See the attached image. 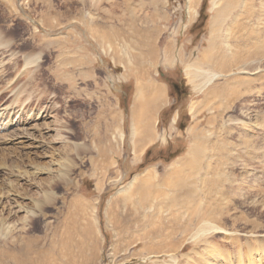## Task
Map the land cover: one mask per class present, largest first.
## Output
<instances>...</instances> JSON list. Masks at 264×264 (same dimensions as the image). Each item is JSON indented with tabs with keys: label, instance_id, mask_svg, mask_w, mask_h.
<instances>
[{
	"label": "rangeland",
	"instance_id": "374dc122",
	"mask_svg": "<svg viewBox=\"0 0 264 264\" xmlns=\"http://www.w3.org/2000/svg\"><path fill=\"white\" fill-rule=\"evenodd\" d=\"M154 1L143 0L139 15H132L130 5L107 8V0H0V111L7 107L14 119L8 130L25 128L34 136L23 146L0 137V158L7 156L0 159V192L11 182L10 199L25 205L11 219L8 210L0 211L6 218L0 221V264L21 263L7 262L4 250H15L6 239L13 235L14 244L28 234L46 246L42 264H248V259L264 264L259 258L264 257V0H219L217 9L225 11L212 32L216 9L213 0H202L195 22L201 15L203 26L193 25L170 44L163 28L187 15L176 2L154 6ZM164 10L170 14L167 22L147 21L149 11L156 18ZM142 27L161 31L155 43L174 51V59H165L171 68L155 69L142 53L152 50V34L138 37L143 45L131 44L133 30ZM211 40L214 54L225 51L224 65L230 56L253 50L263 57L243 66L233 62L206 86L201 79L200 88L186 65L205 57ZM140 77L162 89L163 101L154 113L153 140L135 156L131 117ZM18 116L23 123H14ZM35 124L40 127L33 129ZM99 136L103 144L117 143L115 155L98 154ZM194 143L207 147H200L203 153L195 159L205 178L234 177L243 186L239 201L224 207L239 220L230 217L218 236L198 244L191 234L172 236L175 216L169 205L179 198L160 205L148 197L142 209L132 203L128 214L123 208L136 176L148 168L162 176L194 150ZM3 162L13 168L10 176L2 173ZM61 174L66 175L65 181L60 177L62 187L48 184ZM45 192L52 197L40 213L35 203L45 200ZM195 192L187 199L196 198ZM119 211L128 218L115 224Z\"/></svg>",
	"mask_w": 264,
	"mask_h": 264
},
{
	"label": "bare ground",
	"instance_id": "6f19581e",
	"mask_svg": "<svg viewBox=\"0 0 264 264\" xmlns=\"http://www.w3.org/2000/svg\"><path fill=\"white\" fill-rule=\"evenodd\" d=\"M218 1L219 0L212 1V8L216 9V13L211 21V32L217 29V25H218L217 22H220L221 20L220 15L221 13H223V11H225L223 9L221 10L217 9ZM190 10L191 11L189 13L191 16L195 14L196 11H193L192 8H190ZM213 45H214L213 41L211 40V43H210L211 47L206 52L205 57H203L199 62L195 61L191 64L186 65V73L190 76V78L194 82L200 81V84L198 85L200 88H202L203 86L201 85V79H204L205 82H202V83H204V86H206L207 84L211 83L213 80L223 75L221 74L220 69H225V70L230 69V67H232L230 66V64L233 65V62H234V65L243 66V65H246L247 62H249L250 58L258 59V58L263 57V55L262 57H260L261 55L259 54L258 50H253L251 52H248L247 54H244L243 56L237 55L236 58L235 57L232 58L230 56V58L232 59L231 62L224 65V63L221 62L220 59L222 56L221 54L224 55L225 51L223 50V48H220L218 52L214 54L211 50V48H213ZM3 46L6 48L8 47V45L5 43ZM151 57L153 58L152 55ZM218 61L220 63H218ZM205 67L207 68L205 69ZM19 93L21 94L22 92L19 91ZM16 95H18V93ZM162 101H163L162 89L160 87H158L157 85H153L149 81H145L143 77L137 81V99L135 101L136 106H133L132 117H131V133H132L131 137L133 141V151H134L135 156L139 155L143 146H145L146 143L152 141L154 138L153 131H152V123L153 121H155L154 113L156 112L158 107L161 105ZM20 102H21V98H20ZM12 103L13 101L10 103V105ZM210 107L212 108V106ZM6 110H7V107H5L2 111H0V137L4 139L3 142L7 141L8 143H12L13 145L16 144V146L18 144L23 146V144H25L26 142H32L30 140H33L34 136L32 133H30V131L29 132L26 131L27 129L24 128L21 130L19 128V129L8 130L9 127L12 126L11 124L13 123L14 119H12V117L9 115L10 113L8 112L10 111L5 112ZM4 120H6L5 123H4ZM15 121H16V124L23 123L21 116H18V118ZM110 122L116 124L117 115H112ZM38 126H39L38 124H35L33 125L32 128L35 129ZM122 135L123 133H120L119 137H117L118 136L117 135L114 138V141L117 143L120 142L119 140H121ZM101 139H102L101 136H99L100 147H99L98 154L115 155L117 153L116 151L117 143L114 144L115 143L114 142V143H110L109 145L107 143L103 144ZM105 140H107V137L105 138ZM194 146H195V143H194ZM200 147L202 149L207 150V147L204 145H201ZM200 147L199 145L195 146L194 150H191L185 159H183L179 163H175L171 165L164 172L162 176H160L159 173L154 168H148L143 172L142 176H139V175H138L139 177L136 176L131 182L130 190H129L130 193L127 195L128 198H130L129 203L127 201L128 199L124 202L123 208L126 214L130 213L131 208H132L131 206L132 203L137 204L138 209H142L143 207H145L146 199L148 197H151L153 201H157V203H159L160 205H164L167 200H173V199L179 198L178 201H173L169 205V209H172L170 212L175 216L174 218L175 223L173 224V227H172V236L173 235L175 236V234H180L181 236L191 234V236H193L195 240L194 243H197L198 241L202 240L203 237L205 236L207 237L210 236L211 238L218 236V234L220 233V230L224 229L223 227L224 225H222V223L225 220H229V218L231 217V215H227V213L224 211V207L226 206L229 209L230 205H234L236 203V201L238 200L236 197L238 194V189H241L243 186L241 187L239 180L233 181L232 178L234 177H231L230 179H225L223 178V176H219L216 178H210V179L205 178L206 176L203 173V167L200 164L195 163L197 153L198 152L203 153ZM211 147L212 146H209V148ZM4 158H7V156L3 155V157L0 158L1 161H3ZM3 163L5 164L6 167L3 164L1 165L2 167L6 168L7 172L5 171L2 173L6 174L7 176H10L11 174H13L14 173L13 168L10 167L9 165L7 166L6 162H3ZM65 176L66 175L61 174L60 176H58L59 177L58 179L57 177H54L52 181L48 182V184H50L51 186L55 188L62 187L61 184L63 182L61 183L60 177L62 180L65 181ZM69 183H70V179H69ZM6 185L8 186H3L5 187L3 189H7V190H3L2 192H0V207H1L0 211L8 210L7 211L8 219H11L14 217V215H16L19 212L20 209L25 208V205L17 202L16 199H13V198L10 199L11 198L10 194L12 195L10 191L13 190V184L9 182ZM193 188L196 189V192L195 194H192V196L196 198L187 199L186 196L193 191ZM51 197L52 196L50 195V193L45 192L44 193L45 200L44 201L40 200L41 202L35 203V208L37 209V211L42 213L43 208L47 206L45 204H50ZM233 198H234V201L232 202ZM153 204L154 203H152V205ZM134 214L137 217V212H135ZM15 217H17V215ZM37 218L39 219V216ZM127 218H128L127 215L123 216V211H119L117 217L114 219V223L119 224L120 221L127 219ZM5 219H6L5 217H2L0 218V221L4 222L6 221ZM230 219L234 221V223H236L235 221L239 220L236 217H231ZM7 224L10 226V223H7ZM9 226L6 225L7 228ZM155 231L156 233H161V232H164L165 230L164 229L160 230L159 228H155ZM11 234L12 233L10 232L8 236ZM13 237L14 236L11 235L10 238L12 239L10 238L6 239V244L10 245L15 250L14 252L4 250V255L6 256L8 260L7 262H21V263H14V264H42L43 263V260L45 259V253H46L45 247L46 246L44 247V249H42V246L39 245V240H40L39 236L35 235L31 237L28 234V237L27 236H24L22 238L20 237L21 238L20 240H18L17 238L14 244H13ZM175 243L176 242H174V244ZM33 246H37V249H33ZM261 256L259 258H262V261H264V257H261ZM251 260L250 259L247 260L249 261L248 264H250ZM258 260H261V259H258ZM254 263L258 264L256 262Z\"/></svg>",
	"mask_w": 264,
	"mask_h": 264
},
{
	"label": "crops",
	"instance_id": "0c3cea01",
	"mask_svg": "<svg viewBox=\"0 0 264 264\" xmlns=\"http://www.w3.org/2000/svg\"><path fill=\"white\" fill-rule=\"evenodd\" d=\"M142 1L143 0H131L130 2H128V0H107V8H108L110 3H112L115 8H117L118 6H121V4L124 5L123 10L127 5H130L128 12L131 11L130 14H132V15L134 12L136 15H139L137 12L139 11V9L141 10V8H143L142 4H141ZM163 1H167V0H155L154 6H158L159 4H162ZM170 1H172L173 5H175V2L173 0H170ZM201 2H202V0H185L184 4H182V3L177 4L178 8H181V10H183V12L185 11L184 13L187 15L186 16L187 19L183 20V18L180 17V18H178L177 22H175L172 26H170V28H168L167 26H165L163 28L162 31L165 34V39H166V41H168L167 44H170L169 42L173 39L181 38V35H185V30H188V29L190 30L192 28L193 24L195 23V21L197 19L198 8H199ZM167 3H169V1ZM190 7H194L195 11H196L195 14L192 15V17L189 13ZM163 12L164 13L162 15L156 14L157 17L152 18V15H154L155 13L154 12L150 13V11H149V16L146 19L148 22L149 21L152 22L153 20H156V21L164 20L165 22H167L168 20H170V14L165 10ZM130 14L128 13V17H130ZM121 15L124 16V13H122ZM109 19H111L112 22L116 20L115 17L112 18L111 16ZM111 20H109L110 24H111ZM107 22H108V20H107ZM182 23H183V25H182ZM111 28L113 29L114 32H116V30H114V26ZM119 31H121V30L118 29L117 32H119ZM146 31H147V29H145L143 27L139 30H133L134 34L131 35L132 36L131 39L134 40V42H133L134 44L132 42H131V44L133 46H136L138 43V46H139L140 42H141L143 45L141 38L139 39L138 37L143 35L144 32H146ZM138 33H140V34H138ZM146 33L152 34V39L154 42H153V44H152V41L147 43L149 45L152 44V47H150V49H152V50H150L151 51L150 52L149 49H146L145 51L142 52L144 55H146L145 58H147L148 61H150V62L156 63L155 64L156 67H154L155 69L158 67L159 68L165 67L166 69L171 68V63H168L165 59H169L170 56L174 59L175 58L174 51L172 49H168V47H166V46L160 48V46L156 45V43H155V39L160 38L161 31L159 32L157 30H153V32L147 31ZM116 40H119V39H116ZM142 45L140 47H142ZM147 48H148V46H147ZM149 53L154 57L152 58ZM162 64L167 65V66H162ZM142 69H144V67H142Z\"/></svg>",
	"mask_w": 264,
	"mask_h": 264
},
{
	"label": "trees",
	"instance_id": "16d2710c",
	"mask_svg": "<svg viewBox=\"0 0 264 264\" xmlns=\"http://www.w3.org/2000/svg\"><path fill=\"white\" fill-rule=\"evenodd\" d=\"M203 5H204V2H203ZM203 26V20L201 19V15H200V22H196V24H194V28H201ZM195 28V29H196Z\"/></svg>",
	"mask_w": 264,
	"mask_h": 264
}]
</instances>
